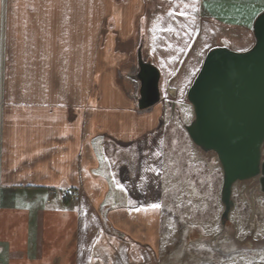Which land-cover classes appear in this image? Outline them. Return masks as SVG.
I'll return each mask as SVG.
<instances>
[{
	"label": "crops",
	"instance_id": "obj_1",
	"mask_svg": "<svg viewBox=\"0 0 264 264\" xmlns=\"http://www.w3.org/2000/svg\"><path fill=\"white\" fill-rule=\"evenodd\" d=\"M262 12L264 0H0V264L158 259V106L188 104L210 50H250ZM141 56L159 74L148 113L128 85Z\"/></svg>",
	"mask_w": 264,
	"mask_h": 264
},
{
	"label": "rangeland",
	"instance_id": "obj_2",
	"mask_svg": "<svg viewBox=\"0 0 264 264\" xmlns=\"http://www.w3.org/2000/svg\"><path fill=\"white\" fill-rule=\"evenodd\" d=\"M131 76L129 92L136 101ZM158 107L163 114L160 176L166 236L158 264H264V195L258 181L232 185L233 206L223 220L221 166L214 153L192 143L185 129L194 117L192 106ZM135 172L126 176L130 185L138 183Z\"/></svg>",
	"mask_w": 264,
	"mask_h": 264
},
{
	"label": "water",
	"instance_id": "obj_3",
	"mask_svg": "<svg viewBox=\"0 0 264 264\" xmlns=\"http://www.w3.org/2000/svg\"><path fill=\"white\" fill-rule=\"evenodd\" d=\"M252 32L255 44L246 52L210 50L186 96L194 113L186 132L198 149L215 154L222 169L223 220L233 206L234 183L258 178L264 195V12ZM131 80L139 83V110L160 101L154 67L138 64Z\"/></svg>",
	"mask_w": 264,
	"mask_h": 264
},
{
	"label": "built area",
	"instance_id": "obj_4",
	"mask_svg": "<svg viewBox=\"0 0 264 264\" xmlns=\"http://www.w3.org/2000/svg\"><path fill=\"white\" fill-rule=\"evenodd\" d=\"M144 61L146 60V58H142ZM135 73V70H134V72L132 73V76H133V74ZM133 81V80H132ZM133 84H134V92L136 93V91H138V88H139V84L138 83H136L135 81H133ZM138 93V92H137ZM151 111V108H147V109H144V110H137V112L138 113H148V112H150ZM257 180V179H256ZM250 181V180H249ZM258 181V180H257ZM258 187H259V182H258ZM254 218H255V216H254ZM256 220V219H255ZM254 228V225H251V229H253ZM159 262H158V259H156L155 257L153 258V260H152V264H158Z\"/></svg>",
	"mask_w": 264,
	"mask_h": 264
},
{
	"label": "trees",
	"instance_id": "obj_5",
	"mask_svg": "<svg viewBox=\"0 0 264 264\" xmlns=\"http://www.w3.org/2000/svg\"><path fill=\"white\" fill-rule=\"evenodd\" d=\"M146 64V65H148V66H151V67H153L150 63H148V62H143L142 60H141V57H139V60H138V64Z\"/></svg>",
	"mask_w": 264,
	"mask_h": 264
},
{
	"label": "snow or ice",
	"instance_id": "obj_6",
	"mask_svg": "<svg viewBox=\"0 0 264 264\" xmlns=\"http://www.w3.org/2000/svg\"><path fill=\"white\" fill-rule=\"evenodd\" d=\"M152 207H154V208H159L160 205H159V204H155V205H153Z\"/></svg>",
	"mask_w": 264,
	"mask_h": 264
},
{
	"label": "flooded vegetation",
	"instance_id": "obj_7",
	"mask_svg": "<svg viewBox=\"0 0 264 264\" xmlns=\"http://www.w3.org/2000/svg\"><path fill=\"white\" fill-rule=\"evenodd\" d=\"M259 226H260V223H259Z\"/></svg>",
	"mask_w": 264,
	"mask_h": 264
}]
</instances>
